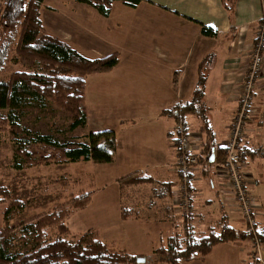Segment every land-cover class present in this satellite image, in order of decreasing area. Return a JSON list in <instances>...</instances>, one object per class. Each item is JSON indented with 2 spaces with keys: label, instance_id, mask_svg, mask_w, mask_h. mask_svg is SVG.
<instances>
[{
  "label": "crops",
  "instance_id": "crops-1",
  "mask_svg": "<svg viewBox=\"0 0 264 264\" xmlns=\"http://www.w3.org/2000/svg\"><path fill=\"white\" fill-rule=\"evenodd\" d=\"M262 16L264 0H142L136 6L116 1L107 15L76 0H43L41 20L48 34L87 59L118 55L112 69L88 74L84 82L82 130L112 131L114 151L110 162H70L73 172L84 169L88 178H71L77 186L70 193L77 194L76 187L91 192L86 207L68 218L72 232L95 228L105 241L144 257L175 232L173 224L198 235L222 223L244 229L220 194L219 144L238 106L237 90ZM260 51L263 69L251 98L256 111L264 112V44ZM204 58L202 93L195 103L199 113H182L179 119L170 109L191 97ZM178 122L186 124L201 155L211 152L187 173L192 207L187 220L176 208L181 174L173 127ZM239 145L247 187L260 204L258 228L264 230V151L259 152L264 122L246 121ZM134 173L142 180L129 183L126 177ZM252 250L250 240L237 239L213 245L202 261L181 264H248L250 258L264 264L262 245V261L250 256Z\"/></svg>",
  "mask_w": 264,
  "mask_h": 264
},
{
  "label": "trees",
  "instance_id": "trees-1",
  "mask_svg": "<svg viewBox=\"0 0 264 264\" xmlns=\"http://www.w3.org/2000/svg\"><path fill=\"white\" fill-rule=\"evenodd\" d=\"M76 1L107 15L113 2L136 6L142 0ZM42 2L0 0V132L12 136L13 153L24 162L32 161L36 155L45 163L78 160L110 162L114 151L112 131L87 132L84 135L86 141L59 142L49 134L32 132L20 125L19 115L14 113L19 110L20 114L27 102L43 107L49 100L57 109L68 114L69 130L83 129L86 76L109 71L118 62L116 53L95 59L84 58L65 41L48 34L41 20ZM202 31L210 34L204 28ZM206 62V58L200 62L196 87L191 97L170 109L175 110L179 119L182 113H199L195 103L202 93ZM176 78L174 75L173 83H176ZM203 127H208L205 121ZM210 156L211 152L205 153L203 158ZM137 175L130 174L126 179L129 183L139 182L142 178L135 177ZM90 197L91 192L85 190L78 194L69 193L53 212L38 216L34 222L22 226V235L18 239L26 242L30 238L31 246L26 251L16 253L11 251L14 228L8 224L7 215L14 207L20 209L22 201L12 199L3 210L4 221L0 225V264H137L142 256L132 255L118 245L105 241L95 228L70 232L68 216L83 209ZM6 198L8 193L2 186L0 200ZM190 215L181 216L187 220ZM175 220H179V217ZM173 225L175 232L150 255L142 257L144 262L181 264L191 260L202 261L217 243L244 238L250 240L253 237L247 228L236 229L226 223L209 226L201 235L189 229H176L178 223ZM256 233L255 237L264 248V230L258 229ZM248 264L257 263L250 258Z\"/></svg>",
  "mask_w": 264,
  "mask_h": 264
},
{
  "label": "rangeland",
  "instance_id": "rangeland-1",
  "mask_svg": "<svg viewBox=\"0 0 264 264\" xmlns=\"http://www.w3.org/2000/svg\"><path fill=\"white\" fill-rule=\"evenodd\" d=\"M14 113L19 115V124L32 132L49 134L59 142L86 141L84 139L86 132L82 129L69 130L68 114L57 109L49 100H46L43 107L27 102L20 114L19 110L14 111ZM11 138L12 136L9 134L0 132V187L3 186L8 193V198L0 200V225L4 221L3 210L6 204L12 199L21 200L22 207L20 209L18 207L12 208L7 215L8 224L14 228L11 251L16 253L26 251L31 246L30 238L26 242L18 239L22 235L21 227L34 222L38 216L53 212L67 195L75 190L74 185L77 186V184H70L71 178L84 180L86 176L84 169L82 172L77 170L73 172L75 166L71 165L70 162L55 163L50 161L45 163L40 160L38 155L34 156L33 160L30 161L31 163L24 162L19 157H15ZM87 181L88 178H86ZM81 191L84 190L82 188L79 190L76 187L77 194ZM232 212L235 211L232 210ZM256 219L258 222L257 216ZM241 224L243 223L241 222ZM243 227L246 228L244 224ZM235 228L240 229L241 227ZM255 228L256 230L259 229L258 223ZM70 232L76 233L71 230ZM250 244H252L251 239ZM252 251L250 252L251 257L253 256ZM137 264L152 263L141 262L140 260Z\"/></svg>",
  "mask_w": 264,
  "mask_h": 264
},
{
  "label": "built area",
  "instance_id": "built-area-1",
  "mask_svg": "<svg viewBox=\"0 0 264 264\" xmlns=\"http://www.w3.org/2000/svg\"><path fill=\"white\" fill-rule=\"evenodd\" d=\"M258 35L255 47L249 55V60L243 73L242 81L237 90L238 106L232 115L230 128L226 137L219 144L223 152L222 166L217 171V176L223 179V187L220 194L223 195L224 206L239 214V220L246 226L248 232L253 235L251 242L253 245V258L262 261L260 254V243L256 233L257 209L259 202L251 195L247 184L244 169L245 160L241 157L242 149L239 145L244 133V124L252 119L253 121L264 122V112L256 111L251 98V91L254 88L255 79L262 73L263 57L261 46L264 44V16L260 18ZM175 137L178 141V151L176 156L177 169L181 174L179 191L177 197L178 212L182 215L192 212L189 202V182L187 173L198 165L203 155L200 154L198 144L194 147L191 144L189 132L185 123L178 122L173 127ZM202 143V142H201ZM260 149L259 152H263Z\"/></svg>",
  "mask_w": 264,
  "mask_h": 264
},
{
  "label": "water",
  "instance_id": "water-1",
  "mask_svg": "<svg viewBox=\"0 0 264 264\" xmlns=\"http://www.w3.org/2000/svg\"><path fill=\"white\" fill-rule=\"evenodd\" d=\"M140 260H141V261H143V258H142V257H140V258H139L137 261H140Z\"/></svg>",
  "mask_w": 264,
  "mask_h": 264
}]
</instances>
